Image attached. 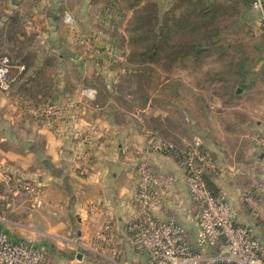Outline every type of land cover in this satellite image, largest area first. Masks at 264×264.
I'll return each instance as SVG.
<instances>
[{"label": "crops", "instance_id": "obj_1", "mask_svg": "<svg viewBox=\"0 0 264 264\" xmlns=\"http://www.w3.org/2000/svg\"><path fill=\"white\" fill-rule=\"evenodd\" d=\"M172 1L157 0V4L159 7L165 2L163 10H167ZM101 9V3L92 0H0V54L21 50L31 37L32 46L28 49L31 48L33 54L37 50L39 56L44 57L43 61H38L35 55V66L40 67L48 57L55 58V64L60 65L63 56L69 55L75 46H82V57L77 61L85 66L92 60L85 57L89 53L78 35L89 34L93 28L97 33L108 26ZM64 12L71 15L73 25L63 22ZM14 17H18L16 24L12 23ZM58 40L67 45L58 44ZM91 46L101 51L106 47ZM10 56L12 75L17 76L22 72L18 67L23 65L15 53ZM75 58L70 59L73 65ZM35 69L29 68L21 82L28 81ZM50 72L51 94L54 103L62 108L55 125L33 118L15 106L13 101L20 99L15 88L11 94L0 92V167L12 179L9 187L0 184V229L12 241L45 246V264H144V253L133 249L127 232V225L135 216V169L143 160L167 186L165 198L152 205L153 216L181 226L190 246L196 249L193 220L198 209L189 196L177 157L147 145L146 131L158 132V126L148 125L147 129L138 121L137 113L112 107L108 102L100 103L98 93L97 97L89 99L84 94L87 87L83 84L76 86L68 78L62 83L57 79L53 81L55 74L51 69ZM180 78L179 85L183 82ZM79 79L83 81L84 77ZM211 86L210 91L200 96L209 95L216 100L218 108L221 106L224 112L218 126L223 125V130L220 132L209 123L196 127L204 149L212 155L216 165L214 171L207 170L209 174L204 175L218 193L224 194L237 223L251 228L264 242V232L244 200L246 193L253 198L252 194L257 195L256 200L264 208V169L258 168L257 174L247 165L253 161L259 166L264 161V150L256 143L258 138L264 140V104L252 109L253 112L248 107L241 124L234 118L240 112L241 104L237 100L242 97L241 92L236 91L231 100L234 103L226 102L223 107L217 91L213 90L215 85ZM139 111L144 118L149 115L158 122L165 121L169 114L154 110L150 101ZM90 127L93 129L91 172L80 176L75 161L85 149L82 135ZM214 130L220 134L213 135ZM174 137L178 139L177 145L185 146L180 129ZM225 162L228 164L223 165ZM18 180L35 184L38 195L26 196L15 185ZM91 206L96 209L91 210ZM104 225L110 226L112 244H102L95 239Z\"/></svg>", "mask_w": 264, "mask_h": 264}, {"label": "rangeland", "instance_id": "obj_2", "mask_svg": "<svg viewBox=\"0 0 264 264\" xmlns=\"http://www.w3.org/2000/svg\"><path fill=\"white\" fill-rule=\"evenodd\" d=\"M155 1L157 2V0ZM202 2L215 7V12L210 11L216 17L211 24L214 29L206 34L210 36L211 43L215 42V44L210 47L206 44L204 46L206 49L208 47L206 51L204 48L198 50L204 53L197 62H193L190 58L186 61L177 59L171 64L172 66L167 67V64H163L166 63V58H162L158 63H149L140 58L131 57L130 50L133 46L129 41L128 33L130 15L129 11H125L122 22L116 20L115 25L109 22L107 27L99 28L97 33L93 28L89 34L78 35L79 39H86L92 45L106 46L104 51L98 50V54H94L98 55L97 57L91 54L85 55L93 63L88 61V64L83 66L81 62L77 61L78 57H82V46L79 48L75 46L74 50L69 53L76 58L65 54L60 65L54 63L48 67L55 74L53 81L57 79L59 83H62L66 78L72 79L76 86L83 84L87 89L93 90L95 96L98 93L97 100L100 103L108 102L112 107L118 106L122 110L133 112L134 115L137 113L140 115L136 114V117L139 118L138 121L147 129H149L148 125L150 127L158 126V132L148 130L146 131L147 136L151 133L179 150H185L194 139H199L201 147L204 149L202 139L197 135V128L209 123L220 132L223 130V125L218 126L219 119L224 112L221 110V106L218 108L216 100L209 95L200 96L212 89L211 84L215 85L213 90L217 91V98L222 100L223 107H226V102L234 103L231 101L232 97L236 91H239V94L241 92L242 97L237 100V103L241 104L238 110L240 112L234 117L236 120H240L241 124L247 116L248 107L253 112L252 109L258 105L263 106L264 33L258 14L250 8L249 2L246 0H203ZM164 6L166 7L165 2L159 4L161 13L165 12ZM183 11L182 13L185 14L186 12ZM203 20L202 18L198 23ZM211 27L209 28L211 29ZM213 34L218 35L213 36ZM27 40V43L21 48V53L33 54L31 48L28 49L32 46L30 45L32 38L29 37ZM58 42L60 45H67L65 41L58 40ZM34 53L33 55L37 56L38 61H43L44 57L39 56L37 50H34ZM11 54L14 53L6 51V55L10 56ZM10 58L15 60L14 57L10 56ZM71 58H75V65L70 62ZM82 77H84L83 81L79 79ZM179 78L183 81L180 85ZM214 80L216 81L214 82ZM149 101L154 110L169 112L165 121L158 122V120L155 121L148 117L149 115L144 118L143 114H140L139 110H142ZM208 107L213 108L210 110ZM209 110L214 114L211 115ZM137 118L135 119L137 120ZM183 120L186 122L184 123ZM179 129L181 139L184 140V147L177 145L178 139L174 137ZM219 134V132L213 131V135ZM258 142H260L259 138L256 139V143L263 151L264 149ZM241 148L247 149L245 146H241ZM204 151L212 159V171H214L216 165L212 155L205 149ZM222 164L227 165L228 163ZM247 165H250L255 170L254 172H257L258 168L264 169V161L259 166L257 162L253 161ZM259 175L261 176V174ZM253 181L257 183V179L254 178ZM246 195L250 196L251 194L246 193Z\"/></svg>", "mask_w": 264, "mask_h": 264}, {"label": "built area", "instance_id": "obj_3", "mask_svg": "<svg viewBox=\"0 0 264 264\" xmlns=\"http://www.w3.org/2000/svg\"><path fill=\"white\" fill-rule=\"evenodd\" d=\"M250 8L259 16L260 26L264 33V0H249ZM63 22L73 25V19L68 12L63 14ZM85 50L98 54L91 44L80 39ZM12 63L8 55L0 54V92L8 94L14 81ZM19 71L24 67L19 66ZM89 98L95 97V92L85 89ZM15 106L36 119L48 120L61 113V106L53 103L42 108H32L15 99ZM91 127L82 135L85 149L76 158V171L80 176L91 172L90 145ZM148 134V133H147ZM258 144L264 149V140ZM147 145L152 149L173 154L177 157L178 167L185 174V181L190 198L197 206L194 216L196 229V249H193L186 237L185 230L171 222L157 220L152 212V205L160 202L166 196L165 182L152 173L145 161L136 165L137 186L134 198L135 216L127 225L131 244L135 251L144 253V264H264V242L257 238L251 228L236 221L235 213L230 209L222 193L213 195L204 181L207 170H213L210 156L201 147L199 139H194L185 150H179L167 141L158 139L149 133ZM15 185L29 198L38 195L35 184L15 181ZM0 183L9 187L12 179L0 167ZM244 200L252 216L264 228V208L256 199L244 195ZM91 210L96 207L91 206ZM95 239L102 244H112L110 226L104 225ZM46 248L43 245H32L22 241H12L0 229V264H45Z\"/></svg>", "mask_w": 264, "mask_h": 264}, {"label": "trees", "instance_id": "obj_4", "mask_svg": "<svg viewBox=\"0 0 264 264\" xmlns=\"http://www.w3.org/2000/svg\"><path fill=\"white\" fill-rule=\"evenodd\" d=\"M92 1L101 3L103 21H108L114 25L116 20L120 22L124 20L125 11L130 12L128 33L130 35L129 41L133 46L130 50L131 57L140 58L149 63H158L162 58H166V63L163 64L170 67L177 59L178 61H186L190 58L193 62H197L204 53L197 50L204 48L206 51L208 49V47L207 49L204 47L206 44L209 47L215 44V42L211 43L210 36L206 35L214 29L211 24L216 17L211 12H215V7L212 4L203 3V0H173L170 7L163 13L159 11L155 0ZM246 1L249 2V0ZM183 10L186 12L185 14L182 13ZM202 18L204 20L198 23ZM17 22L18 17H14L12 23L16 24ZM217 35L213 34V36ZM14 53L15 57L19 59V63L23 65L24 71L14 76L9 93H13L15 88L22 104L32 108L39 109L53 104L55 100L51 94L52 73L48 67L56 62L55 58L48 57L40 67H37L34 65L35 55L23 54L20 49H16ZM31 67L36 68L33 76L28 81L21 82L23 79L25 80V73ZM59 116L61 115L53 116L48 120H41L50 125H55V119ZM204 181L208 190L213 195H217L218 192L209 183L206 175H204ZM252 195L255 199H259V196ZM256 222L257 226L264 232L260 222Z\"/></svg>", "mask_w": 264, "mask_h": 264}, {"label": "water", "instance_id": "obj_5", "mask_svg": "<svg viewBox=\"0 0 264 264\" xmlns=\"http://www.w3.org/2000/svg\"><path fill=\"white\" fill-rule=\"evenodd\" d=\"M198 50H200V49H198ZM198 50H197V51H198Z\"/></svg>", "mask_w": 264, "mask_h": 264}]
</instances>
